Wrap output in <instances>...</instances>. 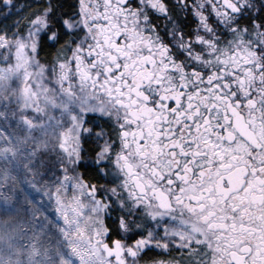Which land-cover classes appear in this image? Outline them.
Returning a JSON list of instances; mask_svg holds the SVG:
<instances>
[{
    "label": "snow or ice",
    "instance_id": "1",
    "mask_svg": "<svg viewBox=\"0 0 264 264\" xmlns=\"http://www.w3.org/2000/svg\"><path fill=\"white\" fill-rule=\"evenodd\" d=\"M0 80L69 264H264V0H0Z\"/></svg>",
    "mask_w": 264,
    "mask_h": 264
},
{
    "label": "rangeland",
    "instance_id": "2",
    "mask_svg": "<svg viewBox=\"0 0 264 264\" xmlns=\"http://www.w3.org/2000/svg\"><path fill=\"white\" fill-rule=\"evenodd\" d=\"M24 103L16 81L0 80V264H69L59 238L60 217L44 145L33 153L35 135L18 123ZM16 205L23 206L27 216L38 212L33 233L27 218L16 219Z\"/></svg>",
    "mask_w": 264,
    "mask_h": 264
},
{
    "label": "trees",
    "instance_id": "3",
    "mask_svg": "<svg viewBox=\"0 0 264 264\" xmlns=\"http://www.w3.org/2000/svg\"><path fill=\"white\" fill-rule=\"evenodd\" d=\"M16 219L17 220H22V219H28L29 221V225H30V230L31 232L33 233V230H34V227L36 226V222L38 220V212H36L34 215H30V216H27L25 213H24V207L23 206H20V205H16Z\"/></svg>",
    "mask_w": 264,
    "mask_h": 264
}]
</instances>
